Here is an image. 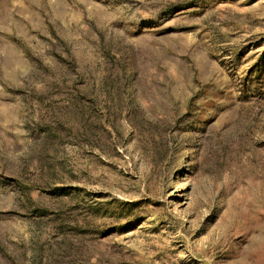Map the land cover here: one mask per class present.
<instances>
[{
  "label": "rangeland",
  "instance_id": "rangeland-1",
  "mask_svg": "<svg viewBox=\"0 0 264 264\" xmlns=\"http://www.w3.org/2000/svg\"><path fill=\"white\" fill-rule=\"evenodd\" d=\"M0 264H264V0H0Z\"/></svg>",
  "mask_w": 264,
  "mask_h": 264
}]
</instances>
